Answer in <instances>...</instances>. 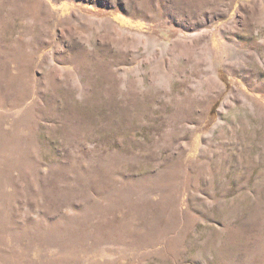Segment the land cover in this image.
Here are the masks:
<instances>
[{"label":"rangeland","instance_id":"1","mask_svg":"<svg viewBox=\"0 0 264 264\" xmlns=\"http://www.w3.org/2000/svg\"><path fill=\"white\" fill-rule=\"evenodd\" d=\"M0 264H264V0H0Z\"/></svg>","mask_w":264,"mask_h":264}]
</instances>
